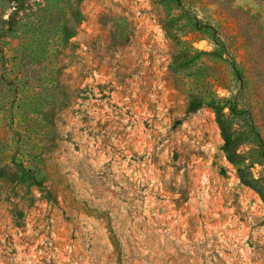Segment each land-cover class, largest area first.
<instances>
[{
	"label": "rangeland",
	"instance_id": "1",
	"mask_svg": "<svg viewBox=\"0 0 264 264\" xmlns=\"http://www.w3.org/2000/svg\"><path fill=\"white\" fill-rule=\"evenodd\" d=\"M0 264H264V0H0Z\"/></svg>",
	"mask_w": 264,
	"mask_h": 264
},
{
	"label": "trees",
	"instance_id": "2",
	"mask_svg": "<svg viewBox=\"0 0 264 264\" xmlns=\"http://www.w3.org/2000/svg\"><path fill=\"white\" fill-rule=\"evenodd\" d=\"M230 103H231L230 99L222 98L218 100L217 102H213L211 104V107L213 108L215 112L217 125L219 126L220 131L223 137L225 138V147H224L225 150H229V147L231 145L228 139L229 119L231 117H234L233 115L237 111L236 107L231 106ZM225 110H227V113L224 112ZM235 165L237 166V171H238L240 181L247 186H252L254 183V179L252 178V176L248 178L247 175L249 174L245 172V169L247 168V166L243 164L242 162L235 163Z\"/></svg>",
	"mask_w": 264,
	"mask_h": 264
}]
</instances>
